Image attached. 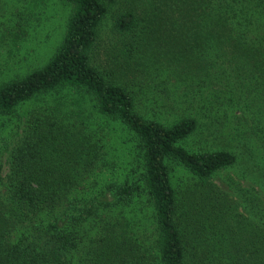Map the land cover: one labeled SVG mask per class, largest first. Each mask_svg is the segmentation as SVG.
I'll return each instance as SVG.
<instances>
[{
    "label": "trees",
    "instance_id": "obj_1",
    "mask_svg": "<svg viewBox=\"0 0 264 264\" xmlns=\"http://www.w3.org/2000/svg\"><path fill=\"white\" fill-rule=\"evenodd\" d=\"M62 1L53 54L0 84V116L46 105L0 163V264H264V0Z\"/></svg>",
    "mask_w": 264,
    "mask_h": 264
},
{
    "label": "rangeland",
    "instance_id": "obj_2",
    "mask_svg": "<svg viewBox=\"0 0 264 264\" xmlns=\"http://www.w3.org/2000/svg\"><path fill=\"white\" fill-rule=\"evenodd\" d=\"M69 14L70 7L62 0H0V84L47 62L62 40ZM20 17L22 21H19ZM18 22L23 23L24 36L21 40L15 39V32L19 29L16 25ZM111 26L112 20L109 16L101 29L102 39L108 38ZM3 33L5 35H2ZM61 96L70 103L77 97L66 93ZM45 107L43 99L34 100L20 106L12 115L0 116V163L4 166V171L9 152L21 139L29 114ZM202 121L205 123L208 120ZM98 126L105 129L103 133L105 147L109 153L107 156L115 169L127 156V147L124 145L126 135L118 125L101 122ZM186 147L196 151L215 148V145L212 141L205 143L202 138L195 137L186 142ZM115 171L118 174L122 169L117 168ZM238 173V168L223 170L217 173L212 181L220 188L227 189L229 178L238 179ZM189 180L185 170L174 165V184L184 188ZM241 184L247 188L254 185L249 178L243 179Z\"/></svg>",
    "mask_w": 264,
    "mask_h": 264
}]
</instances>
